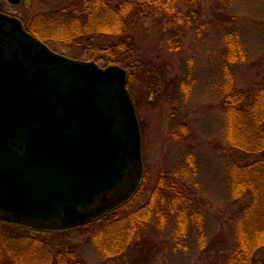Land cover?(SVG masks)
I'll return each instance as SVG.
<instances>
[{
    "label": "rangeland",
    "instance_id": "obj_1",
    "mask_svg": "<svg viewBox=\"0 0 264 264\" xmlns=\"http://www.w3.org/2000/svg\"><path fill=\"white\" fill-rule=\"evenodd\" d=\"M44 1L53 5L58 0H19L17 3L0 0V12L20 18L23 26L25 23V28L28 26L37 32L53 51L95 61L94 57L88 59V51L83 43L55 41L56 37H63L62 28L44 22L43 16L55 9ZM182 4L183 1L179 0L178 5L182 7ZM199 4L198 20L190 26L168 22L159 13L148 17L140 15L139 22L130 26L128 32L144 54L153 58L158 55L156 61L160 63V69L166 72L169 83L177 75L192 70L194 84L191 94L184 101L177 87L176 90L167 89L164 82L158 92L160 100L156 98L157 93L149 91L148 84L141 81L137 73H128L127 87L141 130L144 170L141 190L128 207L106 214L94 225L62 234L43 235L42 240L60 248L50 263L54 259L58 264L62 263L66 260L65 253L71 252L80 264H117L111 256L107 257L101 247L111 238L112 221L118 226L121 221H117L126 218L123 223L127 225L130 222L129 211L151 197L162 174H168L169 178L176 176L179 189L185 188V195L193 207L201 209L206 232L205 246L202 249L198 245L196 230L191 226L187 249H174L172 230L175 217L167 209L163 226L159 224L156 214L151 215L143 228V237L129 247V259L136 261V264H220L234 243L233 210L236 204L230 198L226 171L229 146L225 138L226 111L223 106L226 97L223 91L226 81L224 39L226 31L235 30L245 47L244 61L227 64L233 73L234 87L243 92L250 88H263L264 0H199ZM169 37L178 42L177 52L168 49ZM188 61L192 63L190 69ZM170 84L177 86V82ZM181 123L185 124L187 130L177 133L180 137L173 136V131ZM188 154L194 157L196 173L186 177L184 167ZM4 253L6 251L1 248L0 261L6 259L2 257ZM34 255L37 254L34 252ZM27 257L30 261L32 255ZM43 263L49 264L45 258L39 264Z\"/></svg>",
    "mask_w": 264,
    "mask_h": 264
},
{
    "label": "water",
    "instance_id": "obj_2",
    "mask_svg": "<svg viewBox=\"0 0 264 264\" xmlns=\"http://www.w3.org/2000/svg\"><path fill=\"white\" fill-rule=\"evenodd\" d=\"M127 81L0 12V222L68 231L133 196L144 170Z\"/></svg>",
    "mask_w": 264,
    "mask_h": 264
},
{
    "label": "trees",
    "instance_id": "obj_3",
    "mask_svg": "<svg viewBox=\"0 0 264 264\" xmlns=\"http://www.w3.org/2000/svg\"><path fill=\"white\" fill-rule=\"evenodd\" d=\"M178 1L58 0L53 5L44 1L55 9L46 15L47 17L43 16V19L47 25L62 28L60 29L63 37H56L55 41L83 43L88 51V59L94 57L95 61L103 66L118 64L129 74L137 73L138 78L148 84L149 91L157 93V99L161 100L158 92L165 82L167 89L176 90L177 87L178 93L187 101L194 84L190 69L191 61L187 63L190 70L177 75V78L170 82H177V86L170 84L166 79V72L160 69L161 65L156 61L158 55L154 58L147 57L128 32L131 25L139 22L140 15L148 17L154 13L164 15L168 22L180 26L195 23L200 15L199 0H182L183 8L178 5ZM27 27L25 28L27 31L43 40L37 32ZM224 40L226 81L223 91L226 97L223 106L226 111L225 138L229 146V163L226 171L230 198L236 204V208L233 210L234 243L220 264H264V87L250 88L244 92L234 87L233 73L227 64L244 61L245 47L235 30L226 31ZM167 46L169 50L175 52L179 50V44L174 38L169 37ZM186 130L185 124L181 123L172 134L177 136V133H185ZM185 159L187 163L184 174L186 177L194 176L196 164L193 155L188 154ZM169 177L168 174H162L151 197L129 211L130 222L127 225L123 223L126 218L117 221V223L121 221L118 226L112 221L111 238L108 243L103 242L101 247L106 251L107 257L111 256L117 264H136V261L128 258L129 247L143 237V228L151 215L156 214L160 220L159 224L163 226L168 214L167 209L175 217L172 230L173 248L187 249L191 226L196 230L198 245L204 248L206 232L203 213L199 207H193L191 200L185 195L187 190L179 189L176 176ZM142 185L140 184V189L138 188L134 196L120 209L128 207L133 202ZM154 199H157V202L153 201ZM107 215L84 227L94 225ZM64 232L69 231H37L0 222V252L1 248L6 251L2 255L6 259L0 261V264H39L44 258L49 264H58L57 259L51 263L50 260L59 253L57 251H60V248L55 244L46 243L42 236ZM34 252L37 255L33 256ZM29 254L32 255L30 261L27 260ZM65 255L66 260L60 264H80L73 253Z\"/></svg>",
    "mask_w": 264,
    "mask_h": 264
}]
</instances>
